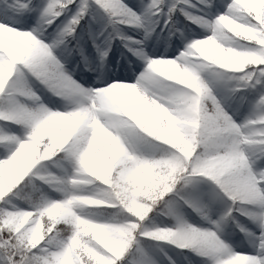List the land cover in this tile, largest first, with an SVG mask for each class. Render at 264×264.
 <instances>
[{
	"label": "snow or ice",
	"instance_id": "obj_1",
	"mask_svg": "<svg viewBox=\"0 0 264 264\" xmlns=\"http://www.w3.org/2000/svg\"><path fill=\"white\" fill-rule=\"evenodd\" d=\"M0 264H264V0H0Z\"/></svg>",
	"mask_w": 264,
	"mask_h": 264
}]
</instances>
